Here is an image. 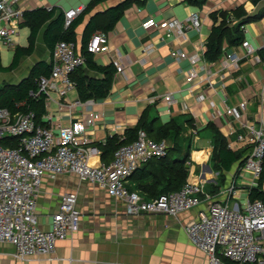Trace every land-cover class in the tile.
<instances>
[{
    "label": "crops",
    "instance_id": "1",
    "mask_svg": "<svg viewBox=\"0 0 264 264\" xmlns=\"http://www.w3.org/2000/svg\"><path fill=\"white\" fill-rule=\"evenodd\" d=\"M197 1L198 4L189 0H21L23 13L43 9L50 12L51 17L36 33L32 51L21 54L17 65L10 69L16 49L29 45L31 29L27 21L17 24L19 34L14 47L0 42V88L19 85L36 65H51L53 35L64 31L63 24L55 25L56 20L69 8L85 6L75 19V41L72 42L76 53L83 56L82 50L90 36L95 31H103L110 51L92 54V64L110 67L116 50L123 66L122 72L113 68L108 94L94 99L91 105L100 115L85 134L90 138L89 145L99 150L98 155L90 157V163L111 162L114 153L106 150L101 157V146L112 136L123 137L125 131L134 128L141 119L153 127L174 122L181 128L179 150L141 164L128 177V190L150 201L174 189L176 181L172 186L170 183L171 176L177 173L173 168L177 164L173 161L185 157L183 183L200 181L203 191L214 201L243 210L249 200V188L260 183L261 175L257 179L243 168L252 145L236 139L239 135L252 136L246 126L248 123L264 127V15L240 26L243 40L238 44L223 41L222 52L215 61L206 60L204 53L212 26L222 20L218 16L214 22L210 17L212 12L226 11L229 22H233L232 10L241 6L249 15H255L264 11V0L256 3L253 0ZM111 11H121V14L105 30ZM192 12L199 15V30L186 29L181 37L165 35L162 23L170 18L184 23ZM89 26H93V30L86 35ZM50 28L51 32L46 35ZM244 40L253 48V56L247 55L242 47ZM173 50L184 52L186 58L172 57ZM228 54L236 55L239 60L235 65L224 67ZM81 70L89 78L105 77L103 72L86 63ZM191 73L194 75L189 77ZM166 94L172 97L169 103L163 99ZM51 97L55 98L56 94L51 93ZM74 98H79L77 89L68 93L67 100ZM242 102L245 106L240 108ZM24 106L21 103L18 107L24 109ZM227 107L238 108L240 117L227 114ZM44 109L40 122H36L45 127L58 123L68 125L86 111L80 107L58 112L54 103L46 102L45 97ZM210 124L225 137L227 148L239 154V159L232 161L225 156L221 163L215 154ZM148 138L160 141L155 133ZM162 140L167 146L171 144L169 138ZM261 189L264 192V177ZM66 193L76 194L81 214L79 228L56 243L52 258L17 259L13 246L0 243V264H208L206 256L190 242L184 230L186 222L206 209V202L175 217L157 212L129 215L124 202L113 199L105 189L75 174H61L43 178L40 187L36 214L43 230L51 229L52 216Z\"/></svg>",
    "mask_w": 264,
    "mask_h": 264
},
{
    "label": "built area",
    "instance_id": "2",
    "mask_svg": "<svg viewBox=\"0 0 264 264\" xmlns=\"http://www.w3.org/2000/svg\"><path fill=\"white\" fill-rule=\"evenodd\" d=\"M21 0H0V42L9 47L16 45L19 34L18 23L23 22ZM85 6L69 8L63 12V26L68 28L83 12ZM198 13L192 12L185 22L170 18L161 24L165 35L181 37L186 29L199 30ZM247 55L254 50L248 41L242 42ZM86 51L92 54L109 52L110 44L103 31H95L86 44ZM112 64L122 72L116 50ZM171 56L186 58V54L173 50ZM258 59V58H257ZM49 76L36 79V89L28 95L37 97L43 93L46 102H53L58 112L86 111L68 125L56 124L45 127L37 123L32 111L10 112L0 107V243H8L14 248V257L27 259L34 256L52 258L56 243L79 228L80 211L76 204V194L66 193L61 198L58 211L52 216L51 229L43 230L36 214L37 197L43 178H55L61 174H75L81 180L96 184L106 190L115 200L124 202L125 212L137 215L142 212L165 213L172 217L206 202L207 207L197 218L184 224L190 242L207 258L208 264H264V202L260 199L248 200L243 208L230 207L214 201L205 193L200 181L188 180L180 189L159 195L146 201L136 192L129 191L127 179L141 164L165 155L167 143L147 137L138 130L137 137L128 144L121 145L109 163L91 164V156L99 154L90 146V138L85 134L99 118V113L91 109L93 100H67L68 93L75 88L71 73L85 63V58L75 51L71 41L60 40L52 50ZM239 58L228 54L223 66L235 65ZM191 73L189 77L193 76ZM51 93L56 97H51ZM164 101L171 102L166 94ZM245 102L239 107L243 108ZM225 112L235 118L240 117L239 109L227 107ZM48 119H51L48 116ZM251 137L239 135L237 142L246 140L252 148L245 159L243 168L255 178L262 173L264 158V127L246 124ZM10 139V140H9ZM11 139L14 144H11ZM8 143H5V142ZM257 184H254L256 186Z\"/></svg>",
    "mask_w": 264,
    "mask_h": 264
},
{
    "label": "trees",
    "instance_id": "3",
    "mask_svg": "<svg viewBox=\"0 0 264 264\" xmlns=\"http://www.w3.org/2000/svg\"><path fill=\"white\" fill-rule=\"evenodd\" d=\"M257 1L259 0H253V2L255 3ZM189 2L195 4L199 3L197 0H189ZM120 14L121 11L118 12L111 11L109 13L108 23L105 27V30L109 29L112 26L113 22L119 17ZM231 14L235 19V21L233 22H229L228 20L229 13L226 11L212 12L210 14V17L213 19L214 22L217 21L218 16H221L222 20L219 22V24L212 26L210 34L207 37L206 51L204 53V57L206 60L215 61L220 56L222 52L223 41H227L229 44H238L239 42H241L243 40V34L242 31L240 30V26L261 18L264 15V11H259L255 15H249L248 13H246L243 7L239 6L236 9L232 10ZM50 17H51V13L46 12L43 9H37L34 11L23 13L24 21L25 22L27 21V24L31 29V33L29 36V45L25 49H20V48L16 49L13 62L8 69L17 65L21 54H29L32 51L36 33L38 32L41 25L45 21H47ZM75 22L76 20H74L68 28H64L63 26L64 31L62 34L53 35L52 43H51L52 46L55 45L56 42L60 40L71 41V42L75 41V34H74ZM62 24H63V16L59 17L56 20L55 25H59V27H61ZM51 28L47 31L46 35H48L51 32ZM92 30H93V26H89L86 35H89V33ZM82 55L85 58L86 64H89L93 69H97V71L99 72L100 71L103 72L105 77L101 79L89 78L82 73L81 67L83 65L77 67L71 73L70 79L75 84L74 89H77L79 99L85 101L89 99L94 100L96 98L105 97L108 94L111 83V75L115 71V69H113L115 67H112L113 64H111L110 67H105V68H100L98 66L95 67V65L92 64L90 58L92 53L86 51V46L82 50ZM50 70H51L50 64L45 66L36 65L32 68L29 77L19 85L16 86L7 85L0 88V107L7 108L12 113L18 111H32L35 113L36 121L40 122L39 118L45 112L44 109L45 96L43 93H41L37 97H31L28 95V92L31 89L37 90L36 79L40 76H49ZM21 103L25 104L24 109L18 107ZM209 128L213 133L215 154H218L221 163L224 161L225 156H228L229 160L232 161L239 159L240 158L239 154L232 153L227 148L225 137L216 128H214L212 124H210ZM140 129L143 130L148 137L150 136L153 137V133H155L157 140L161 141L162 139L169 138L171 141V144L170 145L168 144L166 148L165 155L163 157L153 158V159H162L168 157L169 154L172 153L173 151L179 150L178 140H179V135L181 133L180 126L176 125L174 122H170L164 125H158L157 127H153L151 124H147V122L144 119H141L134 128L126 130L123 137L119 138L117 136H112L109 139H107L106 142L103 144V146H101L102 147L101 157L103 156V153L107 152L108 150L114 153L121 145L128 144L134 141L137 137V132ZM5 143L8 142L6 141ZM11 144H14V142H12ZM245 159L242 165L244 164ZM184 161H185V157L182 160L180 159L173 161L174 164H177L176 167L173 166L174 170L175 169L177 170V173L176 175L174 173L171 176L173 177V181H171L170 184L172 186L174 181H176L177 184L176 186H174L175 188L172 187L174 189L167 190L164 193L176 191L181 187V185L184 184L183 183V181H185V173L183 171ZM138 168H136L135 170H137ZM167 169L169 171V167H167ZM135 170L133 172H135ZM263 177H264V158L262 163V173L259 178L260 183H258V185L255 187L249 188L250 201L260 199L264 202V192L261 189V181Z\"/></svg>",
    "mask_w": 264,
    "mask_h": 264
},
{
    "label": "rangeland",
    "instance_id": "4",
    "mask_svg": "<svg viewBox=\"0 0 264 264\" xmlns=\"http://www.w3.org/2000/svg\"><path fill=\"white\" fill-rule=\"evenodd\" d=\"M5 52V51H4Z\"/></svg>",
    "mask_w": 264,
    "mask_h": 264
}]
</instances>
